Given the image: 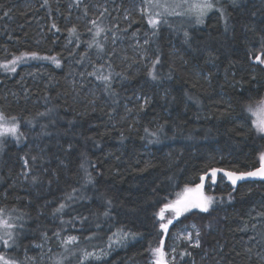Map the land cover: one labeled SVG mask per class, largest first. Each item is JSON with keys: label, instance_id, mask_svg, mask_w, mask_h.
Here are the masks:
<instances>
[{"label": "trees", "instance_id": "trees-1", "mask_svg": "<svg viewBox=\"0 0 264 264\" xmlns=\"http://www.w3.org/2000/svg\"><path fill=\"white\" fill-rule=\"evenodd\" d=\"M93 1L0 0V60L32 56L16 74H0L1 106L42 139L41 150L7 149L0 199L27 215L20 254L40 258L51 247L44 264L62 251L61 264L147 260L170 237L160 228L165 204L212 169L251 172L264 155V132L249 110L264 100V64L254 62L261 52L264 59V0L227 1L223 14L190 31L154 29L153 73L99 63L97 98L70 83V72L82 75L89 60L111 57L110 34L119 38L128 28L120 16L114 25L106 7L98 13ZM106 1L119 13L130 6ZM131 22L148 25L138 13ZM27 164L36 181L24 187ZM225 186L209 192L207 212L180 216L182 223L210 220L213 228L204 229L200 246L180 247L179 264H264L256 253L264 250V225L256 223L264 218V181Z\"/></svg>", "mask_w": 264, "mask_h": 264}, {"label": "rangeland", "instance_id": "rangeland-1", "mask_svg": "<svg viewBox=\"0 0 264 264\" xmlns=\"http://www.w3.org/2000/svg\"><path fill=\"white\" fill-rule=\"evenodd\" d=\"M238 3L241 0H211V3L214 5L212 9L206 11L204 16L202 17V23L198 21L197 12L191 7L192 4L200 2V0H130V6L125 10H122L121 13L119 7L108 4L106 0H94L92 2V7L98 13L103 12V9L106 7L113 14V22L114 25L118 24L119 20L118 16L121 17V21H127L126 25H122L126 27L127 34L121 35L119 38L111 35L112 42V52L111 57H100L96 56L94 63L92 64L90 60L87 63V67L81 70L82 75L75 74L74 69L79 70L78 68H72L73 71L70 72V83L75 85H82V89L87 93L101 97L100 93V85H101V77L97 64H105L108 67L107 61L110 59L112 62H122L123 67L126 71L132 69L133 71H138L144 68H148L151 73H153L155 63L158 60L155 56V48L153 45V33L154 29H161L162 27L167 26V28H174L175 32L178 33L180 27L189 26V31L194 29L197 26H203L205 24L208 16L213 12H220L223 14L222 7H224L227 3ZM165 6H167V10H165ZM135 13L140 14L141 16L146 15L148 25L142 27H133L131 22V16ZM121 14V15H120ZM149 19H157L160 21L155 27L149 24ZM133 27L131 30L129 28ZM179 28V29H178ZM172 46L174 52H178L177 50V42L172 41ZM30 55L22 54L17 57H13L8 60H0V74L4 73L5 75L12 76L17 73L19 67L23 64H31ZM96 64V65H95ZM122 65V64H120ZM89 68V69H88ZM14 69V71L12 70ZM118 77L120 80L124 74ZM1 82V77H0ZM130 104H127V111H131ZM252 110V114L256 118V127L260 122H264V100L259 103ZM0 114H3L5 120L3 123L6 126H12L13 124L16 126L17 131L16 134L5 133L0 135V169L3 161V157L7 152V149L11 146H24V145H36L37 149L41 150V136L39 132H36L35 129L30 128L27 122H22L20 118L15 117L14 115H8L5 113L1 106V97H0ZM15 118V119H13ZM261 163H264L262 161ZM258 170V169H257ZM256 171V170H254ZM36 172L30 168V166L26 165V170L22 173V177L20 178L22 186L34 185L36 181ZM226 172L217 171L215 180L213 181L211 175L208 180L203 181L202 192L204 196H211L209 192L214 191L218 186L226 187L229 186L236 188L238 185V180L236 184H233L231 179L225 174ZM236 174V173H234ZM239 175V174H236ZM256 182L264 181V179L257 177L254 179ZM197 183L196 185L200 184ZM195 185V187H196ZM194 187V188H195ZM214 200V199H213ZM213 203V202H212ZM199 209H192L189 212L184 213L183 215H187L189 213H197ZM202 212V211H201ZM165 218L162 220V223H167L169 219L173 220V223H176V227H172L173 223L169 225L167 230V235L170 237L166 240H163V243H160L157 246H154L150 250V254L147 260L143 261H135L131 264H156L158 256L153 252V249L161 248L164 252V264H179L180 263V247L183 244H189L192 246H196V241L199 240V246L201 245L202 235L204 233V229H212V223L210 220H201L195 221L191 220L188 223H182L179 219L174 217V213L171 210L165 211ZM0 220L7 221L8 224L12 225V227H6L4 224L0 223V255L5 256V258L15 261V264H44L45 258H48L50 251L52 250L49 246L44 254L40 256V258L34 257L33 255H29L26 250L20 254L22 249L23 238L27 228V215L19 209L16 208H7L3 207L2 201L0 199ZM257 224L264 225V218L257 220ZM195 225V227H193ZM173 230V231H172ZM197 232H199V236H197ZM191 233V239H188V234ZM3 240H8V245L5 246ZM253 246L256 245L254 240L250 241ZM40 244H35L34 247H39ZM41 247V246H40ZM63 253V251H62ZM62 253L56 254L55 257L51 261L53 264H61L64 255ZM257 255L264 260V250H257ZM48 254V255H47ZM193 264H197L193 262Z\"/></svg>", "mask_w": 264, "mask_h": 264}, {"label": "snow or ice", "instance_id": "snow-or-ice-1", "mask_svg": "<svg viewBox=\"0 0 264 264\" xmlns=\"http://www.w3.org/2000/svg\"><path fill=\"white\" fill-rule=\"evenodd\" d=\"M77 2H79V0H77ZM185 2H187V0H185ZM213 6L214 5L211 3V0H200V2H197L191 5V7L197 12L198 21L201 23L203 22L202 17L206 13V11L212 9ZM165 10H167V6H165ZM92 23L95 25L96 22L92 21ZM158 23H160V21L157 19H149V24H151L153 27H155ZM53 27L55 28V25H53ZM100 31H102V29L98 28L97 35L99 34ZM72 32H75V28L72 29ZM32 55L35 56V53H33ZM52 59H55V58H52ZM255 59L260 64H264V59H261L260 55H257ZM156 62L158 63L159 61L157 60ZM57 63L59 62L57 61ZM12 70L14 71V69ZM102 78L104 80L109 79V77L107 76L102 77ZM155 78L156 77L153 76V79ZM249 110L251 111V109ZM4 120H5V117L3 116V114H0V135H3L5 133H10V134L15 135L17 131L16 126L14 124L12 126H6L3 123ZM257 128L260 132H264V122L258 123ZM261 160L264 161V155L261 156ZM216 173H217V169L211 170V178L213 181L215 180ZM225 174L229 177V179H231L233 184H236L237 180H242L245 177H260L264 179V163H262L261 167L256 171L241 173L239 175H236L231 172H228ZM204 179L205 177L201 176L200 177L201 183L196 185L195 188L186 187L184 189L183 195L178 197L175 201L165 204L164 207L160 209V212H159L160 219L164 220L165 218L164 214H165V211L167 210H171L174 213V217L177 219L180 216H182L184 213L189 212L192 209H199L200 211L207 212L214 198L211 196H204L202 192ZM63 207L64 205H61L60 208L57 209V211L62 210ZM0 223L4 224L6 227H12V225L8 224L7 221L0 220ZM172 223H173V220L169 219L167 223H161L160 228L163 229L165 232H167L169 225H171ZM193 227H195V225H193ZM197 236H199V232H197ZM187 238L191 239V233L188 234ZM0 239H3V238L0 237ZM75 240H76V237H69V241H75ZM3 243L5 244V246H7L9 242L8 240H3ZM161 243H163V241H161ZM195 243H196V246H199V240H197ZM153 252L158 256L156 264H164V260H163L164 252L162 251V249L156 248V249H153ZM0 264H15V261L7 259L3 255H0Z\"/></svg>", "mask_w": 264, "mask_h": 264}, {"label": "water", "instance_id": "water-1", "mask_svg": "<svg viewBox=\"0 0 264 264\" xmlns=\"http://www.w3.org/2000/svg\"><path fill=\"white\" fill-rule=\"evenodd\" d=\"M258 55H260V56H261V59H262L263 53L261 52V53H259ZM257 62H258V61L255 60V63H257ZM226 173H228V172H226ZM231 173H232V172H231ZM209 175H211V173H209ZM209 175H207V176H209ZM207 176H205L204 181L206 180ZM256 178H257V177H245V178L242 179V180H238V182H240V181L254 180V179H256Z\"/></svg>", "mask_w": 264, "mask_h": 264}, {"label": "flooded vegetation", "instance_id": "flooded-vegetation-1", "mask_svg": "<svg viewBox=\"0 0 264 264\" xmlns=\"http://www.w3.org/2000/svg\"><path fill=\"white\" fill-rule=\"evenodd\" d=\"M255 62V61H254Z\"/></svg>", "mask_w": 264, "mask_h": 264}]
</instances>
